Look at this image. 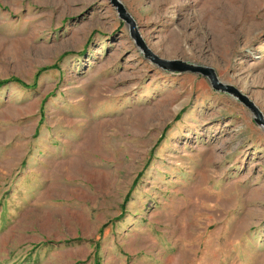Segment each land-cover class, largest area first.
Wrapping results in <instances>:
<instances>
[{
  "label": "rangeland",
  "instance_id": "rangeland-1",
  "mask_svg": "<svg viewBox=\"0 0 264 264\" xmlns=\"http://www.w3.org/2000/svg\"><path fill=\"white\" fill-rule=\"evenodd\" d=\"M117 1L264 120V0ZM5 79L0 264H264V124L113 0H0Z\"/></svg>",
  "mask_w": 264,
  "mask_h": 264
},
{
  "label": "water",
  "instance_id": "water-1",
  "mask_svg": "<svg viewBox=\"0 0 264 264\" xmlns=\"http://www.w3.org/2000/svg\"><path fill=\"white\" fill-rule=\"evenodd\" d=\"M115 5L118 7V11L120 13V16L122 18H125L129 24H130V29H131V35L134 37L136 40L137 45L142 49L143 55L155 63L157 66H159L161 69L167 70V71H172V72H195V73H201L205 76L208 77L210 84L212 88L214 89H220V90H226L228 92L233 93L236 95L240 101H242L247 107L250 108V110L253 111V113L256 115L255 119L257 123H262L264 124V120H262V115L258 111V109L253 105L251 101H249L246 96L240 94L236 89H234L232 86L225 85L221 82L218 81L215 72L212 68L210 67H203V66H194L193 64L187 63L182 60L178 59H165L161 58L158 55H156L152 50H150L144 42L141 40L139 37V34L137 33V30L134 26L133 21L130 19V17L126 14L123 6L121 3H119L117 0H113Z\"/></svg>",
  "mask_w": 264,
  "mask_h": 264
},
{
  "label": "trees",
  "instance_id": "trees-1",
  "mask_svg": "<svg viewBox=\"0 0 264 264\" xmlns=\"http://www.w3.org/2000/svg\"><path fill=\"white\" fill-rule=\"evenodd\" d=\"M4 81H5V82H8V81H10V80H6V79H5V80H2V81H0V85H2V83H3ZM22 85H24V86H28L27 84H24V83H23Z\"/></svg>",
  "mask_w": 264,
  "mask_h": 264
}]
</instances>
